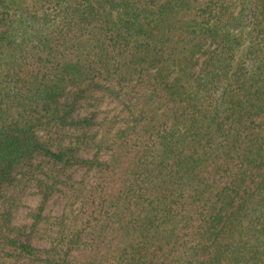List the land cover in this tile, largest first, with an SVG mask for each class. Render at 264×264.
I'll use <instances>...</instances> for the list:
<instances>
[{"label":"trees","instance_id":"1","mask_svg":"<svg viewBox=\"0 0 264 264\" xmlns=\"http://www.w3.org/2000/svg\"><path fill=\"white\" fill-rule=\"evenodd\" d=\"M96 92L123 127L79 114ZM14 184L65 213L42 251L0 203V264H264V0H0Z\"/></svg>","mask_w":264,"mask_h":264},{"label":"rangeland","instance_id":"2","mask_svg":"<svg viewBox=\"0 0 264 264\" xmlns=\"http://www.w3.org/2000/svg\"><path fill=\"white\" fill-rule=\"evenodd\" d=\"M79 114L84 116H94L97 121H104L106 117L117 120V129L125 124L129 112L123 107L119 100H114L107 95L96 92L93 98L81 102ZM89 134L97 132L98 126L87 129ZM70 138H74L80 133L78 130L70 132ZM101 135L99 134L98 137ZM94 146L83 145L80 151L82 157H90L94 151ZM108 155L103 153L102 157ZM85 177V169L74 167L66 171L65 180L61 185L66 192H69V184L80 181ZM0 203H6L9 197H16L17 208L14 211V223L23 225L31 233L32 243L38 249L44 251L49 248L52 240L56 237L58 230V217L65 213V199L58 193H48L36 187L23 189L19 185H6L1 193ZM9 264H31L30 262L9 260Z\"/></svg>","mask_w":264,"mask_h":264}]
</instances>
